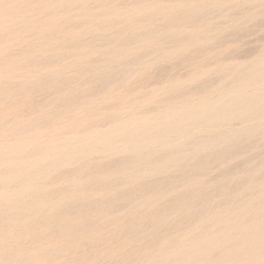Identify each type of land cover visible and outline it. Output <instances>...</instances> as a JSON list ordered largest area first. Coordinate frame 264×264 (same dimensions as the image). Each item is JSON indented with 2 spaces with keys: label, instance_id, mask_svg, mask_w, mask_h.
<instances>
[{
  "label": "rangeland",
  "instance_id": "374dc122",
  "mask_svg": "<svg viewBox=\"0 0 264 264\" xmlns=\"http://www.w3.org/2000/svg\"><path fill=\"white\" fill-rule=\"evenodd\" d=\"M153 263L264 264V0H0V264Z\"/></svg>",
  "mask_w": 264,
  "mask_h": 264
},
{
  "label": "bare ground",
  "instance_id": "6f19581e",
  "mask_svg": "<svg viewBox=\"0 0 264 264\" xmlns=\"http://www.w3.org/2000/svg\"><path fill=\"white\" fill-rule=\"evenodd\" d=\"M14 6V5H13ZM14 9H15V7H14ZM29 126V125H28ZM81 132V131H80ZM83 134V133H82ZM29 139V138H28ZM77 140V139H76ZM16 150V149H15ZM227 235V234H226ZM251 235V234H250ZM171 262V261H170ZM154 264V263H153ZM181 264V263H180ZM207 264V263H206Z\"/></svg>",
  "mask_w": 264,
  "mask_h": 264
}]
</instances>
